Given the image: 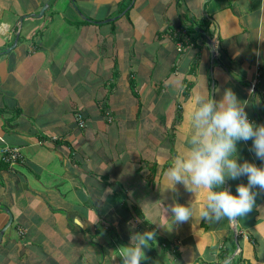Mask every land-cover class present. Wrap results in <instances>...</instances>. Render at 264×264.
Wrapping results in <instances>:
<instances>
[{
    "label": "crops",
    "instance_id": "1",
    "mask_svg": "<svg viewBox=\"0 0 264 264\" xmlns=\"http://www.w3.org/2000/svg\"><path fill=\"white\" fill-rule=\"evenodd\" d=\"M228 87L264 123V0H0V147L24 154L0 156V264H122L145 229L141 264H264V189L235 220L172 224L203 195L160 188L185 98Z\"/></svg>",
    "mask_w": 264,
    "mask_h": 264
},
{
    "label": "clouds",
    "instance_id": "2",
    "mask_svg": "<svg viewBox=\"0 0 264 264\" xmlns=\"http://www.w3.org/2000/svg\"><path fill=\"white\" fill-rule=\"evenodd\" d=\"M216 91H219L217 89ZM187 129L185 143L172 157L163 173L160 188L177 190L178 184L202 200L170 205L172 224L190 218L230 220L246 215L256 201L257 186L264 189V165L239 158L238 141H252L255 155L264 161V123L249 119L236 92L225 88L220 99L210 91H194L185 98ZM247 176L233 192L225 187L227 179ZM155 223V222H153ZM156 239L155 229L133 231L130 243L115 251L122 264H141L145 249ZM114 256V257H115Z\"/></svg>",
    "mask_w": 264,
    "mask_h": 264
},
{
    "label": "built area",
    "instance_id": "3",
    "mask_svg": "<svg viewBox=\"0 0 264 264\" xmlns=\"http://www.w3.org/2000/svg\"><path fill=\"white\" fill-rule=\"evenodd\" d=\"M183 46L181 45L182 49ZM256 86H257V80L253 81V83H251L250 85V91L253 93L256 91ZM76 119L79 123L80 127H85L86 126V120L84 118V115L82 114V112L78 111L75 114ZM23 152L21 147H14V146H9V145H5L0 147V156L2 157V159L8 163L13 164L14 162L17 161H22L23 159Z\"/></svg>",
    "mask_w": 264,
    "mask_h": 264
},
{
    "label": "water",
    "instance_id": "4",
    "mask_svg": "<svg viewBox=\"0 0 264 264\" xmlns=\"http://www.w3.org/2000/svg\"><path fill=\"white\" fill-rule=\"evenodd\" d=\"M17 44V42L15 43V45ZM15 45H13L11 48H13ZM210 45H211V47H212V50H214L213 48H214V46H213V42H210Z\"/></svg>",
    "mask_w": 264,
    "mask_h": 264
},
{
    "label": "trees",
    "instance_id": "5",
    "mask_svg": "<svg viewBox=\"0 0 264 264\" xmlns=\"http://www.w3.org/2000/svg\"><path fill=\"white\" fill-rule=\"evenodd\" d=\"M8 163V162H7ZM9 164H11V163H9Z\"/></svg>",
    "mask_w": 264,
    "mask_h": 264
}]
</instances>
